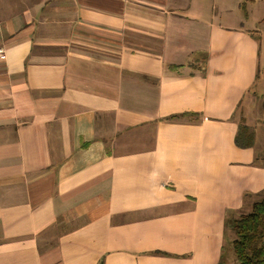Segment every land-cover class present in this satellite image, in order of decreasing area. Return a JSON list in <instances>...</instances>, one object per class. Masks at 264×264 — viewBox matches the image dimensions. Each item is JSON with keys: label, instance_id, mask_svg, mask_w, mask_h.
<instances>
[{"label": "crops", "instance_id": "0c3cea01", "mask_svg": "<svg viewBox=\"0 0 264 264\" xmlns=\"http://www.w3.org/2000/svg\"><path fill=\"white\" fill-rule=\"evenodd\" d=\"M32 1L0 11V264H220L264 193L262 0Z\"/></svg>", "mask_w": 264, "mask_h": 264}, {"label": "trees", "instance_id": "16d2710c", "mask_svg": "<svg viewBox=\"0 0 264 264\" xmlns=\"http://www.w3.org/2000/svg\"><path fill=\"white\" fill-rule=\"evenodd\" d=\"M263 22H264V0ZM241 127L235 136V144L246 148L252 146L253 135ZM229 226L233 232L230 242L237 264H264V195L253 202L247 214L232 219ZM223 249V248H222Z\"/></svg>", "mask_w": 264, "mask_h": 264}, {"label": "rangeland", "instance_id": "374dc122", "mask_svg": "<svg viewBox=\"0 0 264 264\" xmlns=\"http://www.w3.org/2000/svg\"><path fill=\"white\" fill-rule=\"evenodd\" d=\"M28 0H0V11L3 9H6L7 13L9 14L11 11H21L26 10L29 7H32L31 4L28 2ZM258 0L253 1V4L257 3ZM13 2L18 3V6L14 7ZM19 2H23L24 5H19ZM30 2H33L30 0ZM245 6H242V8H239L237 10V14L244 15L245 11L247 10L246 6H250L252 2H244ZM258 19V18H257ZM260 19V18H259ZM254 25L255 24V31H252L250 34L253 38H259L261 41V51H260V58H259V66L257 75L258 77L255 80V85L252 87L249 91L253 93L255 98L252 100L254 103L252 104V111L251 115L252 117L247 121V125L245 123V119L240 118V114H238V119L240 123V127L243 130L247 128V131L250 132L253 135V139L257 136V141L260 143V145H263L262 148L258 149L257 156L259 158H264V22H260L256 24V22H247L245 20L244 25ZM245 109V106H243V110ZM243 113V112H242ZM248 116V113H247ZM254 130V131H253ZM264 193L261 194L258 199L263 197ZM257 199V200H258ZM256 200V201H257ZM255 202V201H254ZM248 212H244V214H247ZM233 238V237H232ZM220 264H237L231 243H228L225 245V250L222 255H220Z\"/></svg>", "mask_w": 264, "mask_h": 264}, {"label": "built area", "instance_id": "2783aa9c", "mask_svg": "<svg viewBox=\"0 0 264 264\" xmlns=\"http://www.w3.org/2000/svg\"><path fill=\"white\" fill-rule=\"evenodd\" d=\"M1 53H2V52H1V50H0V55H1Z\"/></svg>", "mask_w": 264, "mask_h": 264}]
</instances>
